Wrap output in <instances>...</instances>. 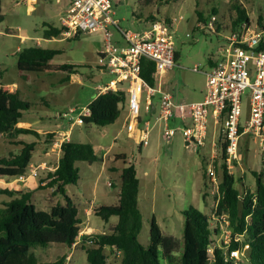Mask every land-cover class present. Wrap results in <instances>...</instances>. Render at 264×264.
<instances>
[{
    "label": "rangeland",
    "instance_id": "374dc122",
    "mask_svg": "<svg viewBox=\"0 0 264 264\" xmlns=\"http://www.w3.org/2000/svg\"><path fill=\"white\" fill-rule=\"evenodd\" d=\"M21 0H2V14L4 20L0 23V66L6 71L1 74L4 82L18 81L16 69L17 51L33 46L35 38L42 37V31L47 27L43 23L59 25L57 11L64 6L65 1L57 4L56 0H38L35 11L27 13L25 5ZM247 10L252 23L255 24L259 16L264 18V0H239ZM19 2V5H16ZM231 0H151L147 5L145 0H113V19L118 27L108 26L106 32L81 33L77 38H64L60 41L44 43L40 41L42 48L58 49L60 54L53 59L54 64L78 65V75H72L69 81H64L61 74H29L31 81L28 90L23 91L24 99L30 104L29 114L31 122L39 121L45 130L69 131V140L78 143L91 144L98 155L104 156L103 170L102 162L78 164L80 180L77 186L67 187L69 195L79 207L78 216L81 220V231L88 234H104L109 226L116 222L111 218L109 224H104L92 211L86 216L83 214L81 205L85 200L91 198L90 189L95 185L99 189L94 197V207L116 204V192L119 189V179L116 173L111 172L114 164L118 171L124 166L123 161L117 159V155H123L125 166L134 167L136 178L139 182L138 208L142 214V229L138 240L143 246L149 244L150 219L155 218L164 235L172 236L178 240L179 245L183 239L184 211L192 204L200 212L213 218L215 206L214 193L208 184V176L205 173L206 163L212 154L213 143L219 154V144L222 136L221 126H213L208 121L209 131L204 146L198 147L194 143L185 144L182 133L177 130L172 138H165L163 125L155 121V116L150 120V140L145 147L136 145L127 137L123 128L126 111L120 106V116L111 125L96 127L85 126L76 121L64 119L63 128H57L59 120L57 115L75 111L86 115L85 108L96 95L97 85H106L114 80V76L98 67L99 51L105 46V40L109 37L108 45L116 46L121 43L120 31L139 32L141 29L149 28L150 15L157 19H169V29L175 51L178 58L175 67L163 74L159 80L164 84L166 91L175 96L182 103H193L203 100L205 75L209 70L208 62L220 57V50L225 47L224 36L228 33L221 31L215 34L199 22L198 15L208 21L212 10H216V21L222 26H229L233 11L229 9ZM109 33V36L107 35ZM27 38L22 41L21 37ZM60 36L57 39H61ZM197 68V72L193 69ZM253 75L249 78L252 80ZM122 90L126 93V89ZM249 90L246 89L242 95L243 119L249 112ZM40 117V118H39ZM172 128L181 127L178 122L171 121ZM60 137V136H59ZM55 136L54 138H58ZM28 139H34L30 136ZM45 139L50 141L47 134L43 135V142L37 143L48 150L49 145ZM12 151L17 147L9 146ZM38 150V147L36 148ZM37 150L34 152L38 155ZM56 152V151H55ZM53 152L52 155L55 156ZM239 168L234 170L235 177H242L245 185L254 189V176L252 172H259L262 168V160L259 147L255 139H250L246 134L239 139ZM6 156L3 141L0 140V157ZM202 158L204 162L202 161ZM113 159L112 162H109ZM118 160V161H117ZM56 159L50 165L56 164ZM105 167V168H104ZM107 182L114 183L110 188ZM207 183V187L203 184ZM49 191L39 189L33 197L35 202L54 204L58 198L46 196ZM61 199V198H60ZM37 200V201H36ZM61 201V200H60ZM89 202V201H88ZM87 202V205L91 204ZM228 243V239L216 238ZM31 251L40 262H53L64 254H71L64 245L51 244L46 248L34 247ZM180 252L178 255H180ZM113 262V260H112ZM64 264H87L85 254L77 252L65 260ZM114 264H116L114 262Z\"/></svg>",
    "mask_w": 264,
    "mask_h": 264
},
{
    "label": "trees",
    "instance_id": "16d2710c",
    "mask_svg": "<svg viewBox=\"0 0 264 264\" xmlns=\"http://www.w3.org/2000/svg\"><path fill=\"white\" fill-rule=\"evenodd\" d=\"M145 2L151 5V0ZM229 9L234 14L231 23L229 26H222L215 21L213 33H232L251 25L247 10L239 0H231ZM216 14L217 11L213 9L211 17ZM198 17L199 22H207L203 16ZM3 20L0 0V23ZM148 20L150 23L164 20L171 26L169 19H157L150 15ZM263 23L264 18L259 16L255 24L259 26ZM45 26L44 39L61 36V28L50 24ZM80 34L76 33L74 38ZM60 52L58 49H46L36 44L23 48L17 53V71L20 74H61L65 76V82L69 81L71 75L79 74L80 66L68 63L51 65ZM177 58L175 51L174 60ZM212 64L213 61L210 60L208 65ZM140 70L144 82L155 86L154 63L141 59ZM123 87L125 85L95 97L87 106L89 114L83 116L82 124L96 127L113 124L120 116V106L125 109L126 93L122 90ZM29 108L30 104L18 90L9 86L0 87V140L19 148L17 152L0 157V179H17L27 174L36 143L22 140L19 136L32 135L36 139L39 136L31 129L18 128L17 124ZM46 134L51 138L50 141L45 139L49 145L54 140L55 132ZM219 143L220 157L224 158L225 143L222 142V136ZM116 158L124 163L120 170L117 202L115 205L92 208L93 215L104 224H109L111 218H116V222L104 234L80 235L79 207L67 191V187L77 186L80 180L79 163L92 165L102 162V155L96 154L91 144L71 140L61 144L55 169L46 173L43 179L47 181L45 186L37 187V190L50 188L54 196L61 198L56 204H36L32 200V191L0 188V264H64L68 255L53 262H40L31 251L34 247L46 248L51 244L64 245L74 251L73 255L77 252L84 253L87 264H264V167L259 172H252L253 190L245 185L242 177L236 178L234 173H229L223 164L213 170L218 180L213 216L227 217L231 235L227 245L222 241L216 243L220 231L214 219L189 204L188 210L184 211L181 246L174 237L163 234L154 217L150 219L149 244L143 246L138 240L143 223L138 208L139 182L134 167L125 166L124 156ZM202 161L204 162L203 158ZM204 169L206 173V168ZM203 185L207 187L206 182ZM245 246L247 248L242 261L236 263L229 257L230 250H242ZM180 249L181 253L178 255Z\"/></svg>",
    "mask_w": 264,
    "mask_h": 264
},
{
    "label": "built area",
    "instance_id": "2783aa9c",
    "mask_svg": "<svg viewBox=\"0 0 264 264\" xmlns=\"http://www.w3.org/2000/svg\"><path fill=\"white\" fill-rule=\"evenodd\" d=\"M62 0H56L61 3ZM63 12L59 18L62 37L72 38L76 33L106 32L108 26L118 27L113 19V0H63ZM216 18L212 16L204 25L209 31H215ZM169 26L164 20L155 21L150 28L141 32L120 31L126 43L125 48L117 51L106 44L99 52L98 67L114 76V80L106 85L95 87L97 97L108 90H116L125 85V121L123 128L127 137L136 145L145 147L150 140V120L163 125L165 138H172L177 130L182 133L185 141L204 146L209 131L208 121L213 126H221L222 142L225 143L224 158L216 152L213 143L212 154L206 163L208 183L211 193H217L218 180L214 168L221 164L229 171L239 168V139L246 134L255 139L264 167V23H251L248 27L228 33L224 36L225 47L220 50V57L205 73V94L201 102L177 103L172 94L157 86H149L141 78L140 61L147 59L154 63L156 82L167 71L175 67V47L169 33ZM109 36V33H107ZM197 68L193 72H197ZM252 74V80L249 75ZM248 89L249 112L242 118V95ZM94 97V98H95ZM86 115L89 114L85 108ZM75 115L74 110L60 114L62 119L76 121L82 124L83 116ZM171 121L178 122L181 127L172 128ZM56 136V134H55ZM60 138L52 143L54 149L60 152L61 144L69 141V135L57 133ZM220 140L217 142L219 143ZM221 147V146H220ZM220 149V148H219ZM221 150V149H220ZM35 175V171L33 173ZM24 176L18 179L23 180ZM110 186V183L108 184ZM220 237L231 240L227 217L213 216ZM225 244V241L222 240ZM226 243L225 245H227ZM228 247H226L227 250ZM245 246L242 250L229 251L236 263L242 261ZM212 252V249L209 250Z\"/></svg>",
    "mask_w": 264,
    "mask_h": 264
},
{
    "label": "crops",
    "instance_id": "0c3cea01",
    "mask_svg": "<svg viewBox=\"0 0 264 264\" xmlns=\"http://www.w3.org/2000/svg\"><path fill=\"white\" fill-rule=\"evenodd\" d=\"M20 2H22L25 7H26V10H27V13H31V12H34L35 11V6H37V2L38 0H21ZM20 3L19 2H16V5H19ZM63 12V7H61V9H59L56 13L57 15V20L59 22V18L61 16ZM47 24H50L52 25L53 27H56V28H60V26H55L53 23H43V26L47 25ZM151 24V23H150ZM171 26H169V29H170ZM150 28V26H149ZM149 28H144L143 30L141 29L139 32L141 31H144V30H147ZM168 29V30H169ZM170 33V32H169ZM121 35V34H120ZM62 37V35H61ZM27 37L26 36H22L21 37V40L24 41ZM64 37H62L61 39H57V38H51V39H44L43 38V31H42V37L41 38H35V44L36 45H40V41L42 40L44 43H50V42H55V41H60V40H63ZM121 43H119L118 45L116 46H113L117 51H121L123 48H125L126 46V43L124 42V40L122 39L121 37ZM42 47V46H41ZM102 51V49L100 50ZM99 51V52H100ZM19 52V50L17 51V53ZM51 65H60V64H54L53 61L51 62ZM176 66V65H175ZM211 65H209V68H210ZM17 69V67H16ZM172 70V69H171ZM6 71L5 68H2L0 66V75L3 74L4 72ZM170 71V70H169ZM18 72V71H17ZM168 72V71H167ZM166 72V73H167ZM29 74H32V73H22L20 74L18 72V81H11V82H4L2 79H1V76H0V87L1 86H9L13 89H16L20 92L21 96H23V91L25 90H28V88L30 87V85H28L27 83L31 81L30 79V75ZM165 74V73H164ZM205 75V73H204ZM72 76V75H71ZM70 76V77H71ZM70 80V79H69ZM157 86L161 88V90L165 91V92H168L166 91V89L164 88V84L161 82L160 83V80L158 82H156ZM204 89H205V82H204ZM205 91V90H204ZM170 93V92H168ZM171 94V93H170ZM205 94V92H204ZM173 95V94H172ZM174 97V101L177 102V103H181L179 100H176L175 99V96L173 95ZM204 98V96H203ZM126 99V98H125ZM202 101V100H201ZM200 102V101H198ZM29 112V111H27ZM23 113L22 115V119L21 121L17 124V127L18 128H24V129H31L32 131L36 132L39 136V139H28L30 136L32 135H23V136H19L20 139L22 140H25L27 142H35L36 143V146H35V149H34V152L37 150L36 148L38 147V150H37V153L38 155H35L34 157V152L32 154V159H31V163H30V166L27 170V174L25 175V178L23 180H19L18 178L17 179H0V188H7L9 190H13V191H23V192H26V191H32V200L35 202L34 200V196L35 194L38 192L37 190V187L38 185H40L41 187L45 186L46 182L47 181H44L43 179L45 178L46 176V173L48 171H53L55 169V165L57 164L58 162V159L60 157V152H58L56 149L53 148L52 146V143L55 141V140H58V138H54L53 142L49 144V147H48V150L45 151L44 149V145L41 146V144H37V143H41L43 142V135L46 134V133H49V132H53L54 131H49V130H45L42 126H38L39 124H41V121L43 120V118H40L39 121L36 120L35 122H31V116L32 114H29V113ZM60 115V114H59ZM59 115H57L56 118H58V120L60 121L57 128L59 127H62L63 128V120ZM65 133V134H68L69 135V131H60V130H57L55 132L56 136H57V133ZM70 136V135H69ZM34 137V136H33ZM18 138V139H19ZM12 140H15V139H12ZM71 140V139H70ZM3 141V144H4V152H5V155L10 153V152H17L16 150L15 151H12L8 148L7 145L9 146H12L9 142L5 141V140H2ZM16 147V146H15ZM94 148V147H93ZM19 148L17 147V150ZM95 150V149H94ZM56 151V152H55ZM54 153V155H52ZM96 152V151H95ZM97 154V153H96ZM104 154L102 155V159L104 160ZM118 156V155H117ZM56 159V164L54 165H50V162L54 161ZM102 160V166H101V171L103 170V165H104V161ZM113 159H110L109 162H112ZM116 164V163H115ZM113 166V168H111V172L113 173H116L117 176H118V179H119V176H120V171H118V167L117 166ZM89 168H91L92 165H88ZM105 166V165H104ZM105 168V167H104ZM35 171V175L33 174ZM43 181V182H42ZM109 182H107V186L110 187V188H113L115 187L114 183L111 182V186L108 185ZM119 184H120V180H119ZM45 190H48L49 192L47 193L46 196H54V194H52V190L50 188H47ZM119 190V189H118ZM99 193V189L94 185L92 187V189H90V193L91 194V198H88L85 200V204L84 205H81L80 207L82 208L81 210L83 211V214H85L86 216L92 211L91 210V206L93 205V201H94V197L95 195ZM116 194V201H117V194H118V191L115 193ZM69 195V193H68ZM70 196V195H69ZM57 197V196H55ZM58 198V197H57ZM61 199L58 198V200L54 203L56 204L57 202H60ZM74 200V199H73ZM37 201V200H36ZM89 201V202H88ZM87 202L90 203L91 205L88 206L87 205ZM36 204H40V205H53L52 203H48L47 204H43V203H39V202H35ZM76 203V202H75ZM77 204V203H76ZM102 205H106V204H102ZM106 206H109V205H106ZM110 222H111V219H110ZM83 234H88L86 233V231L82 230L80 232V235H83ZM64 255H68L66 257L67 260H69V258L73 255L70 253L68 254H64ZM63 256V255H62ZM74 256V255H73Z\"/></svg>",
    "mask_w": 264,
    "mask_h": 264
},
{
    "label": "water",
    "instance_id": "95a60500",
    "mask_svg": "<svg viewBox=\"0 0 264 264\" xmlns=\"http://www.w3.org/2000/svg\"><path fill=\"white\" fill-rule=\"evenodd\" d=\"M185 144H186V145H188V144H189V142H188V141H186V142H185Z\"/></svg>",
    "mask_w": 264,
    "mask_h": 264
}]
</instances>
